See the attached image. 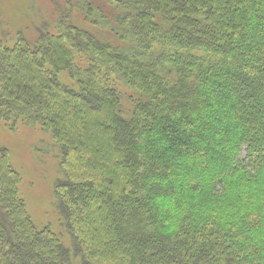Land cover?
<instances>
[{
	"label": "trees",
	"instance_id": "trees-1",
	"mask_svg": "<svg viewBox=\"0 0 264 264\" xmlns=\"http://www.w3.org/2000/svg\"><path fill=\"white\" fill-rule=\"evenodd\" d=\"M65 4L0 42V122L50 134L71 245L0 144V264H264V0Z\"/></svg>",
	"mask_w": 264,
	"mask_h": 264
},
{
	"label": "rangeland",
	"instance_id": "rangeland-1",
	"mask_svg": "<svg viewBox=\"0 0 264 264\" xmlns=\"http://www.w3.org/2000/svg\"><path fill=\"white\" fill-rule=\"evenodd\" d=\"M76 0H0V42L12 46L18 36L31 38L44 24L52 29L65 2ZM0 144L8 151L13 167L19 173L18 189L26 209L38 228L48 227L66 247L69 233L56 207L54 188L61 175L58 150L50 134L40 126L17 122H0Z\"/></svg>",
	"mask_w": 264,
	"mask_h": 264
}]
</instances>
